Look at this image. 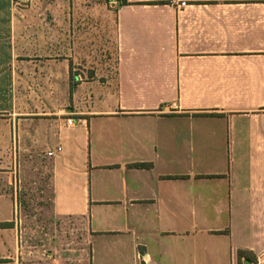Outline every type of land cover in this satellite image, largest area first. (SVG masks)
<instances>
[{
  "label": "crops",
  "instance_id": "obj_1",
  "mask_svg": "<svg viewBox=\"0 0 264 264\" xmlns=\"http://www.w3.org/2000/svg\"><path fill=\"white\" fill-rule=\"evenodd\" d=\"M127 2L0 0V264H264V0Z\"/></svg>",
  "mask_w": 264,
  "mask_h": 264
},
{
  "label": "rangeland",
  "instance_id": "obj_2",
  "mask_svg": "<svg viewBox=\"0 0 264 264\" xmlns=\"http://www.w3.org/2000/svg\"><path fill=\"white\" fill-rule=\"evenodd\" d=\"M84 4L86 3H82L80 6L78 2H73V8L84 7ZM88 59L93 58L90 56ZM47 155H51V153L48 152ZM40 170L39 181L38 178L33 176L30 185H26L29 206L21 210L26 245L30 248L36 247V250L39 249L40 255L51 257H58L64 249H75L76 251L85 249L86 240L80 221L72 220L63 227H60L58 222L54 221L51 215V191L47 167H41ZM7 260L8 264H15V262L12 263L15 257Z\"/></svg>",
  "mask_w": 264,
  "mask_h": 264
},
{
  "label": "trees",
  "instance_id": "obj_3",
  "mask_svg": "<svg viewBox=\"0 0 264 264\" xmlns=\"http://www.w3.org/2000/svg\"><path fill=\"white\" fill-rule=\"evenodd\" d=\"M106 1H109V0H106ZM116 1L119 2L120 4H127L128 3L127 0H116ZM138 165L146 166L147 164H138ZM0 225H11V223H2ZM237 257H238L239 260L241 258H243L246 264L252 263V262H255L256 261L255 257H252L249 254V252L246 251V250H238Z\"/></svg>",
  "mask_w": 264,
  "mask_h": 264
},
{
  "label": "built area",
  "instance_id": "obj_4",
  "mask_svg": "<svg viewBox=\"0 0 264 264\" xmlns=\"http://www.w3.org/2000/svg\"><path fill=\"white\" fill-rule=\"evenodd\" d=\"M180 5H184V2H181Z\"/></svg>",
  "mask_w": 264,
  "mask_h": 264
}]
</instances>
